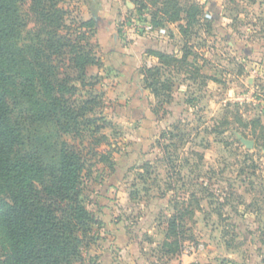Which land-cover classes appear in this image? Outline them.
I'll use <instances>...</instances> for the list:
<instances>
[{
    "label": "rangeland",
    "instance_id": "1",
    "mask_svg": "<svg viewBox=\"0 0 264 264\" xmlns=\"http://www.w3.org/2000/svg\"><path fill=\"white\" fill-rule=\"evenodd\" d=\"M77 2H55L56 8L62 10L64 27L57 34L69 45L80 30L81 13L77 10ZM141 2L146 9L140 14L134 8L123 9L119 14H124L130 23H141L150 13L157 12L158 17L178 13L176 22L166 24L165 35L173 38L175 50L162 52L173 58L160 64L158 76L160 81L172 83V99L164 104L165 113L160 111L155 115L152 112L157 102L166 100L164 90L154 97L144 86L142 76V89L136 91L139 94L148 92V106L162 127L150 137L139 132L130 136L124 124L110 118L114 111H108V93L102 87L107 73L98 58V66L88 67L89 78H76L72 82L77 89L74 95L78 101L99 97L98 104L86 105L93 110L88 114L90 121L79 125L81 145H77V136L71 141V134L58 128L52 119L36 122L31 127L32 144L43 150V156L44 146L51 155L62 140L75 142L79 147L84 162L81 194L94 222L86 236L89 242L95 240L97 233V221L92 215L89 198L90 181L94 183L102 176L100 171L114 172L113 153L116 150L137 146V162H132L124 177L132 182L130 195L135 193L131 195V203L135 205L126 208L127 211L131 208L129 219L139 220L142 216L139 205L153 197L169 193L168 202L173 198L183 207L188 195L193 193L202 208L193 213V225H190L191 220L184 218V229H189L185 232L194 237L184 241V247L201 244L219 264H264V0ZM20 10L26 13L27 5L21 6ZM187 13H195L191 26H188ZM25 18L27 26L21 33L20 43H25L38 30L33 19H36L35 15ZM79 42L85 49L93 48L97 55V45L92 39L91 43ZM69 49L63 48L66 55L61 57L60 77L63 73L73 74L66 68ZM153 56L157 63L150 66L159 65L158 57ZM26 95L38 97L31 91ZM67 96L63 94L62 100L65 101ZM147 146V151H142ZM173 213L172 202H169V206L156 213L152 234L146 236L148 240L158 241L147 250L153 264L176 262V258L163 254L160 248L164 239H160L162 224H166ZM89 246L81 249V258L84 264H96L88 256Z\"/></svg>",
    "mask_w": 264,
    "mask_h": 264
},
{
    "label": "trees",
    "instance_id": "2",
    "mask_svg": "<svg viewBox=\"0 0 264 264\" xmlns=\"http://www.w3.org/2000/svg\"><path fill=\"white\" fill-rule=\"evenodd\" d=\"M131 1L135 12L140 14L146 9L141 0ZM55 2L0 0V264H84L81 249L93 242L86 237L94 222L82 199L84 162L78 146L82 132L79 125L90 121L88 114L93 107L89 106L98 104L99 97L78 101L72 82L76 78H89L88 67L98 66L100 60L93 48L85 49L79 42H90L93 38L92 20L78 22L80 30L71 45L62 41L64 37L60 40L57 31L64 28L63 13ZM23 5H27V14L20 10ZM26 15L36 16L33 19L38 30L20 43L27 26ZM157 15L150 13L142 22L146 20L152 28H161L178 20L176 11L168 17ZM187 16L191 26L195 13ZM65 47H70L66 68L73 74L63 73L60 77ZM150 54L156 55L160 63L141 69L144 86L154 97L160 90L166 92V100L157 102L152 109L157 115L160 111L165 113L164 104L172 99L171 81L158 79L160 64L173 57L158 51ZM53 60L58 62L54 64ZM30 91L38 97H26ZM63 94H68L65 101ZM50 119L71 134V141L77 136L78 146L62 140L51 155L44 146L43 156V150L32 144L31 127ZM166 161L169 167V158ZM169 202L174 213L166 222L160 248L163 254L177 259L184 241L194 239L185 232L189 229H184V218L193 225V213L202 207L193 193L188 195L184 208L176 199Z\"/></svg>",
    "mask_w": 264,
    "mask_h": 264
},
{
    "label": "crops",
    "instance_id": "3",
    "mask_svg": "<svg viewBox=\"0 0 264 264\" xmlns=\"http://www.w3.org/2000/svg\"><path fill=\"white\" fill-rule=\"evenodd\" d=\"M77 10L81 13L80 21L92 20L94 23L93 41L97 45V56L104 65L107 76L103 79L109 100L108 111H114L110 118L124 124L130 136L135 133L150 137L162 127L155 121L148 106L149 95L142 89L141 68L157 63V58L150 51L173 52V38L168 36L143 35L130 28V22L124 18L123 9L134 8L131 0H77ZM121 15V16H120ZM166 30L167 27H165ZM112 98V101L110 99ZM177 98L174 96V102ZM116 113V114H115ZM149 146L144 147V152ZM137 146L116 150L115 169L112 174H105L93 183L90 181L91 212L96 225V238L87 249L89 257L96 264H150L151 253L147 250L157 243L146 238L152 234L156 213L164 206H169L165 196L153 197L145 204L139 205L142 216L139 220L129 219L126 208L135 204L130 195L131 183L124 178L132 162H137ZM124 209V210H122ZM127 211V215H124ZM98 227V228H97ZM166 224H162V240ZM164 231V232H163ZM148 232V233H147ZM149 236V235H148ZM187 246V245H186ZM185 246V247H186ZM202 246V245H201ZM184 247V249H185ZM180 264H219L211 253L204 248L181 253L177 263Z\"/></svg>",
    "mask_w": 264,
    "mask_h": 264
},
{
    "label": "built area",
    "instance_id": "4",
    "mask_svg": "<svg viewBox=\"0 0 264 264\" xmlns=\"http://www.w3.org/2000/svg\"><path fill=\"white\" fill-rule=\"evenodd\" d=\"M130 28L136 30L137 32L143 34V35H157V36H165L166 35V28L161 27V28H152V26L148 23V21H135L134 23H130ZM186 246V245H185ZM202 248L201 244L194 245V244H189L185 247L186 252H191L196 249Z\"/></svg>",
    "mask_w": 264,
    "mask_h": 264
},
{
    "label": "water",
    "instance_id": "5",
    "mask_svg": "<svg viewBox=\"0 0 264 264\" xmlns=\"http://www.w3.org/2000/svg\"><path fill=\"white\" fill-rule=\"evenodd\" d=\"M248 143V142H247Z\"/></svg>",
    "mask_w": 264,
    "mask_h": 264
}]
</instances>
